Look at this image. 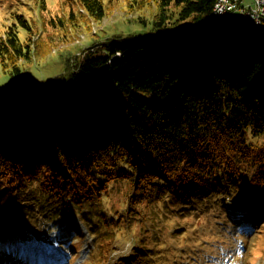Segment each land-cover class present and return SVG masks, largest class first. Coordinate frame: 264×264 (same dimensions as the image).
Wrapping results in <instances>:
<instances>
[{
  "label": "trees",
  "instance_id": "1",
  "mask_svg": "<svg viewBox=\"0 0 264 264\" xmlns=\"http://www.w3.org/2000/svg\"><path fill=\"white\" fill-rule=\"evenodd\" d=\"M110 1L64 2L102 19ZM156 1L152 27L142 16V30L65 54V69L45 85L19 63L35 50L34 36L20 35L22 27L32 32L29 18L17 13L0 32V66L9 77L0 100V227L27 218L24 227L68 224L84 234L78 217L108 262L123 223L130 229L161 206L184 216L215 204L225 211L222 231L243 235L262 225L257 253H246L248 240L241 253L255 264L264 254V25L223 24L217 0ZM65 18L73 21L76 12ZM203 185L214 192L196 198ZM115 190L124 198L108 206ZM24 227L26 242L33 228ZM159 227L155 220L144 232ZM159 234L155 249L173 248ZM158 250L141 239L120 264L151 263Z\"/></svg>",
  "mask_w": 264,
  "mask_h": 264
},
{
  "label": "rangeland",
  "instance_id": "2",
  "mask_svg": "<svg viewBox=\"0 0 264 264\" xmlns=\"http://www.w3.org/2000/svg\"><path fill=\"white\" fill-rule=\"evenodd\" d=\"M65 0H0V32L5 31L10 24L15 22V14H25L32 26L34 27L32 32L26 30L25 27L20 29L21 39H25L29 36H34L32 47L31 59L26 61L20 59L19 63L27 67L26 72L30 76L37 79L39 84L45 85L51 77L60 74L65 69L63 63V56L71 51L76 53H82L85 49L92 46L94 42L101 44H108L115 37L127 36L128 32L142 30L141 19L145 17L149 27H152L151 20H154V14L157 9L156 0H137L136 7L138 4H143V8L136 9L132 8L130 4L131 0H111L107 5L105 15L102 19H97L90 15L87 10L83 9L82 6L70 7ZM134 1V0H133ZM252 0H245L244 5H248ZM172 7V6H171ZM69 9H73L76 12V18L72 21L65 18L68 14ZM170 9V7L168 8ZM171 10V9H170ZM169 10V12H170ZM64 17V22H59L58 19ZM244 17V13L237 9L232 12V18L235 20H241ZM20 24V23H19ZM21 25V24H20ZM149 29V28H148ZM223 33L227 37H232L228 27L223 29ZM8 80L9 77L5 75V72L0 66V100L4 99V94H8ZM101 89L97 86L92 89L93 92L97 93ZM87 92V93H88ZM182 188L179 189V193L183 195ZM214 192L212 187L203 185L200 189V193L196 198L208 197V194ZM209 194V195H210ZM218 194L216 197L218 198ZM123 193H119L116 190L111 194V198L107 199L108 206H114L120 204L123 200ZM145 200V199H144ZM235 202V201H234ZM145 206L148 202L145 201ZM143 204V206H144ZM200 205H204L199 203ZM200 205H195L196 209L202 208ZM156 215L143 221L132 222V226L128 229V225L124 224L123 231L118 234V241L114 246V255L109 264H117V260L122 256H129L132 252V247L136 245L141 239L147 241L149 249L155 251V240L154 236H157L159 230V236L164 237L165 242L170 243L173 248L162 246L161 250L156 253H167L165 256L173 255L178 257L181 252L187 251L189 248L196 246L194 260L191 257L181 256L182 260L177 261L173 264H245L246 260L242 257L241 249L244 247L243 237L237 236L236 240H231L228 237L234 236V234L228 232L226 229L222 231L223 227V215L225 212L221 205L212 204L209 209L202 213H197L195 210L191 214L186 215H170V211L165 206H161L158 209ZM147 211H150L148 208ZM123 215V211L117 213V218ZM169 216V219H165L164 216ZM219 215V220L213 222L212 217ZM111 217H116V213L110 214ZM183 216V217H182ZM155 220H158L162 227H159L156 231L144 232V229L150 227V224ZM20 223L9 228L0 227V240H5V231L10 229L22 230L26 225ZM111 222V221H110ZM38 223L34 224V234L39 236L38 239L34 240L33 244L27 245L20 240L11 238L10 247L7 254L0 259V261H6L5 264L10 263L11 259L19 258L18 264L25 257H29L30 260H42L50 259L55 257L52 262L60 264L63 261V257L68 256L69 260L64 264H106L104 262H97V259L89 257L86 251H88V241L91 240L90 234L86 227L78 221L81 227L86 230V237L80 248V255H77V249L73 251L69 249V245L54 240L53 242L48 241L51 235L57 234L60 238L65 235H70L71 243L81 241V236L75 235L73 231L67 230L65 225L63 228H55L50 224L45 223L46 229L41 234L37 228ZM186 225V226H185ZM254 227L246 233L245 239H248V251L246 253L253 254L257 253V245H262L260 242V236L258 231L262 228V225L253 224ZM26 227L25 230H28ZM186 230L185 234L174 235L175 231ZM9 239V235H6ZM223 239L226 240V244L223 243ZM200 240H204L207 243V247H200ZM185 245V246H184ZM227 245V248L232 250L227 255H223V248ZM241 247V248H239ZM71 248V246H70ZM166 248V249H165ZM227 249V250H228ZM49 252V253H48ZM74 254V257L69 253ZM212 254L210 258L208 255ZM7 256V257H6ZM12 256H14L12 258ZM29 262H24L27 264ZM14 264V263H13ZM16 264V263H15ZM148 264V263H146ZM163 264H172L170 261H166ZM255 264H264V254L257 255Z\"/></svg>",
  "mask_w": 264,
  "mask_h": 264
},
{
  "label": "built area",
  "instance_id": "3",
  "mask_svg": "<svg viewBox=\"0 0 264 264\" xmlns=\"http://www.w3.org/2000/svg\"><path fill=\"white\" fill-rule=\"evenodd\" d=\"M245 0H220L217 12H224L227 18L232 17V12L240 9L244 13L243 18H251L252 20L264 21V0H252L248 5H244Z\"/></svg>",
  "mask_w": 264,
  "mask_h": 264
},
{
  "label": "bare ground",
  "instance_id": "4",
  "mask_svg": "<svg viewBox=\"0 0 264 264\" xmlns=\"http://www.w3.org/2000/svg\"><path fill=\"white\" fill-rule=\"evenodd\" d=\"M220 0H217L215 7H214V13L216 8L219 5ZM217 19L222 22L225 25H233L235 24L237 21L238 22H242V21H247V22H253L257 25H264V21H257V20H252L251 18H242L241 20H235L232 17L227 18V16L225 15L224 12H217Z\"/></svg>",
  "mask_w": 264,
  "mask_h": 264
}]
</instances>
